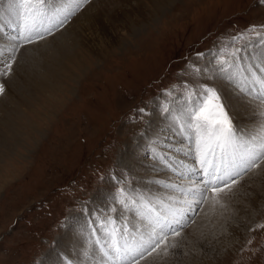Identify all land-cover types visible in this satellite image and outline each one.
<instances>
[{
  "label": "rangeland",
  "instance_id": "374dc122",
  "mask_svg": "<svg viewBox=\"0 0 264 264\" xmlns=\"http://www.w3.org/2000/svg\"><path fill=\"white\" fill-rule=\"evenodd\" d=\"M139 1L87 0L51 34L33 37V43L21 47L13 74L0 77L5 87L0 94V264H56L61 255L74 264L77 257L68 255L73 247L70 235L94 226L99 230L95 228L92 254L103 259L95 241L106 239L100 222L110 216L117 223L125 210L115 199L119 189L138 195L144 183L145 197L152 201L176 195L165 187L168 183L190 186L179 173L186 170L181 164L195 165L189 154L192 139L183 138L177 125L152 123L166 118L165 105L172 110L183 107L186 89L217 88L233 115L217 83L221 81L232 90L231 100L238 95L249 100L246 123H235L247 130L259 123L254 119L259 102L239 92L240 74L232 69L234 80L229 81L216 69L221 49L230 53L245 44L250 47L239 54L237 63L242 69L253 64L250 55L261 46L255 33L264 35V2ZM4 32L11 34L6 28ZM2 40L0 46L9 42ZM21 52L30 57L19 60ZM224 58L231 59L227 54ZM194 68L203 71L196 73ZM158 135H165L163 142ZM129 158L134 164H128ZM150 164L162 169L153 171ZM210 194L187 212L186 223L177 229L180 235L169 237L171 243L192 238L189 228L211 205ZM132 208L127 214L135 220ZM252 213L244 225L233 224V244L207 258L200 256L198 246L192 259L197 264H264V228L257 227L264 224V203ZM155 254L145 252L139 264H153L148 259ZM175 262L166 261L182 264Z\"/></svg>",
  "mask_w": 264,
  "mask_h": 264
},
{
  "label": "snow or ice",
  "instance_id": "6c2138e0",
  "mask_svg": "<svg viewBox=\"0 0 264 264\" xmlns=\"http://www.w3.org/2000/svg\"><path fill=\"white\" fill-rule=\"evenodd\" d=\"M86 2L5 0L7 11L15 16V21L8 26L15 28L16 35L9 37L7 45L0 46V77L12 74L16 54L21 47L33 43V37L43 39L44 34H51L53 28L62 25ZM2 32L3 27H0ZM255 35L264 46V35L259 32ZM242 38V35L233 37L232 42ZM248 47L250 45L245 44L244 49L234 48L230 53L221 49L216 72L229 81L234 80L232 69L240 74L239 92L259 102L254 115V119L259 121L257 126L251 130L238 126L230 106L217 88L202 85L195 91L186 89L183 107H177V114L172 116V120L182 135L186 133L192 139L193 147L189 154L194 156L195 165L181 164L186 170L179 173L181 177L189 179L190 186L168 183L165 187L173 189L176 195H169L166 200L156 198L155 203L142 194H134V191L126 193L124 188L119 189L116 202L123 209L141 205L145 211L139 215L147 223L143 231L139 228L129 230L126 225L117 227L112 217H105L100 224L106 239L103 242L95 241L103 257L101 264H139L145 258V252L167 256L170 249L177 247L169 237L180 235L177 229L184 226L186 214L193 205L204 202L209 192L217 198L218 203L220 194L232 192L244 175L264 170V53L259 57L260 65H249L242 69L237 61L242 59L239 54ZM225 54L231 59H225ZM194 71L200 73L203 70L194 68ZM4 91L5 87L0 83V94ZM163 110L171 112L167 105ZM257 227L264 228V224Z\"/></svg>",
  "mask_w": 264,
  "mask_h": 264
},
{
  "label": "bare ground",
  "instance_id": "6f19581e",
  "mask_svg": "<svg viewBox=\"0 0 264 264\" xmlns=\"http://www.w3.org/2000/svg\"><path fill=\"white\" fill-rule=\"evenodd\" d=\"M166 1L164 0V2H166ZM154 8H156V7H154ZM158 8H159V6H158ZM160 8H161V6H160ZM156 11H158V10L156 9ZM130 12H129V14H130ZM153 12H152V14H153ZM134 14H135V12H134ZM155 15H157V13ZM0 16H2V18H0V27H3V32L0 33V38L3 39L2 42H4L6 39H9V37L12 36L13 32H11L10 29L12 31H15V28L8 26V24L13 23L15 21V16L12 13L7 11L5 0L0 2ZM89 17L90 16H87L86 18H89ZM135 18L136 17H134V19ZM5 28H6V30L8 29L9 32H11L10 36H8V34H6L4 32ZM54 37H56V36H54ZM4 43L8 44L6 41ZM59 53H60V51H59ZM261 53H264V47L263 46H260V48H258L257 51H255L253 54H251V55L249 54L250 57L255 58V59H253L254 62L252 65H260L259 57L261 56ZM30 54L28 52L26 54H23V53L20 54L21 57L19 56V60H21L23 56H24V58L30 57ZM32 63L30 64V66H32ZM14 65H16V66L18 65V60H17V62H15ZM22 66H23L22 72L24 73L26 71V66L25 65H22ZM37 67H39V66H37ZM59 70H61V69H59ZM254 70H255V68H254ZM25 73L27 74V72H25ZM28 73H30V72H28ZM211 73H212L211 75L213 77L214 72L211 71ZM51 77H52V75H51ZM239 78H240V76H239ZM30 79H32V77ZM217 83L220 86V89L224 93V95L227 98H229V100H230V105H231L232 109L234 110V112H233L234 118L236 120H239V121L242 120V122H243L245 119L244 111L248 107L247 101H249V100L244 98L241 95H238L237 98H235L234 100H231L230 98L232 97V90L226 84L222 83L221 81H218ZM252 102H255V101H252ZM171 112H173V113H171ZM171 112L168 113V115L166 116L165 119L162 118L160 120V118H158L156 121H152V123H157L156 125H159L158 121H160L159 123L167 124L168 125L167 127H169V128H171V127L175 128L176 124L173 122L172 116L176 115L177 113H176V110H172V109H171ZM235 122L237 123V121H235ZM243 123L245 124L246 121ZM152 127H154V129L156 130L155 125ZM154 134L156 135L159 133L155 131ZM186 135L187 134L185 133L183 135V138L186 137ZM161 136L164 137L165 135H161ZM161 136L158 135V137L162 139L161 142H163V138ZM156 140H158V139H156ZM128 161H129L128 164H134V160L131 161L129 158ZM138 165H140V163ZM157 168L162 169V168H160V166L158 164H156V165L150 164L151 170L154 171ZM138 170L143 171L142 168L141 169L139 168ZM143 173H144V171H143ZM143 173L142 174L140 173L139 176H144ZM246 178H249L248 182L244 181ZM139 187L144 190L145 184L143 183V184L139 185ZM143 190L140 191L138 193V195L142 194L145 197L146 192H144ZM229 195H231V196H229ZM212 196L213 195L210 194L209 198L211 199ZM231 198H234L235 202L231 203L229 201ZM216 199L217 198L212 199V201H211L212 203H211V205L209 204L210 205L209 207H207V205H206V207H204L202 214H200V216L197 218V220L195 219L196 221L194 222V224L190 226L189 232L187 234V235H192V238L190 240L186 241L185 237L176 238L175 244L177 245V247L175 249H170L169 254L167 256L157 255V253H156L155 255H153L154 258L149 257L148 260L152 261L151 259H153V261H152L153 264H168V263H166V261H168V260H169V262L171 260H173V261L175 260L176 262H179L182 264L183 263L197 264L196 260L192 259V258L194 257L193 251H195L198 246H199V250L201 251L200 256H204V258H207V257H210L211 255L216 254L219 251H222V249H225L230 243L233 244L236 240V237H237V234H235V232H234L235 230L231 229L234 226L233 224L241 223L242 225H244L245 223H247V221L251 218V216H252L251 214H253L252 212L255 210V208H257L258 206H260L261 204L264 203V170H260L258 173L249 172L247 175H245L243 178H241V180L239 179L238 185L233 188V191L231 193H227L225 196H222V198L218 197V199H219L218 203L216 202ZM150 200H152V202L155 203L154 197H152ZM225 200L227 202L229 201V203H226ZM222 202L226 203V205H223V204L220 205V203H222ZM240 203H241V205H239ZM127 210L128 209H125L123 212H120V215L117 216L118 218H117L116 226L119 227L121 225H128L130 227H136V228L143 230L144 226H145L144 221L146 222V220H143L141 218V216L139 215V213L141 211H145V210L144 209L141 210L139 208L138 204L134 208H132L131 213L135 214V217H136L135 220H133L131 218V216L129 214H127ZM188 213H192V212L189 211ZM127 218L130 219V221H131L130 223L127 222ZM186 219H187V217H186ZM95 228H96L95 226L93 227V229L91 227L90 228L84 227V229L82 231H80V232L74 231L75 233L73 232V234L70 235L71 242H68V243L70 245L73 244V247L68 248L69 249L68 255L73 254V256L77 257V262H75L74 264H101L102 258L100 256L94 257L92 254L93 250L94 249L96 250V248H94L95 245L93 243L94 236H95ZM97 230H99V228ZM100 231L103 232V234L105 233L104 230L100 229ZM100 231H96V232L99 233ZM231 232L232 233L234 232V233L231 234ZM95 238H96V236H95ZM72 241H73V243H72ZM64 245H66V243ZM67 247H69V245H67ZM89 252H90V254H88ZM71 257H72V255H71ZM57 258H58V260L56 261V264H72L71 259H66V260L64 259L63 260L62 259V258H64L63 255H61L60 257L57 256ZM47 264H52V262L50 261V263H47Z\"/></svg>",
  "mask_w": 264,
  "mask_h": 264
}]
</instances>
